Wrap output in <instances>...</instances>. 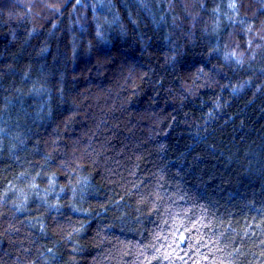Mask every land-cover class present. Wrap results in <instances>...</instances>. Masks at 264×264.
<instances>
[{
    "label": "trees",
    "instance_id": "1",
    "mask_svg": "<svg viewBox=\"0 0 264 264\" xmlns=\"http://www.w3.org/2000/svg\"><path fill=\"white\" fill-rule=\"evenodd\" d=\"M0 264H264V0H0Z\"/></svg>",
    "mask_w": 264,
    "mask_h": 264
}]
</instances>
